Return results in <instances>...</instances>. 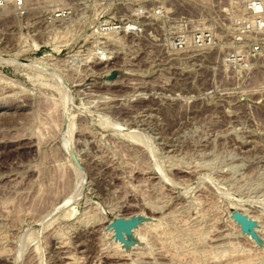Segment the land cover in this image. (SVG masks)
<instances>
[{"label": "rangeland", "instance_id": "rangeland-1", "mask_svg": "<svg viewBox=\"0 0 264 264\" xmlns=\"http://www.w3.org/2000/svg\"><path fill=\"white\" fill-rule=\"evenodd\" d=\"M243 1L0 5V264H264V25L233 21ZM98 14L140 28L104 59Z\"/></svg>", "mask_w": 264, "mask_h": 264}, {"label": "built area", "instance_id": "built-area-1", "mask_svg": "<svg viewBox=\"0 0 264 264\" xmlns=\"http://www.w3.org/2000/svg\"><path fill=\"white\" fill-rule=\"evenodd\" d=\"M40 7L43 9V20L48 23H53L54 19H61L66 13L65 7L61 4H55L50 6L51 3H56L57 0H37ZM4 3L11 4L16 10L23 12L25 10V0H0V5ZM103 3H100L102 5ZM92 8L102 7L97 6L95 3H90ZM243 14L233 18V21H239L240 27L251 26L257 29L263 27L264 23V3L262 0H244L241 4ZM152 14H160V7H154L150 9ZM105 15L98 14L97 18L92 22L90 27V46L85 48L86 53H90L93 56L104 59V55L107 50V37L114 33H126L132 34L136 31H140L139 25L135 21H116L115 19L107 18L101 19ZM248 21H251L248 23ZM208 38L207 32H199L195 34L197 42H202ZM176 44L181 47L182 42L177 39ZM257 49L256 45L252 48V51Z\"/></svg>", "mask_w": 264, "mask_h": 264}, {"label": "water", "instance_id": "water-1", "mask_svg": "<svg viewBox=\"0 0 264 264\" xmlns=\"http://www.w3.org/2000/svg\"><path fill=\"white\" fill-rule=\"evenodd\" d=\"M232 216L234 217V219H236L238 221V223L240 224V226L242 228H246L248 226H250L251 221H248V219H246V217L244 215H241L239 212L234 211L232 213ZM127 226H124V228Z\"/></svg>", "mask_w": 264, "mask_h": 264}, {"label": "bare ground", "instance_id": "bare-ground-1", "mask_svg": "<svg viewBox=\"0 0 264 264\" xmlns=\"http://www.w3.org/2000/svg\"><path fill=\"white\" fill-rule=\"evenodd\" d=\"M34 64V63H33ZM241 214V213H240ZM241 215H243V214H241ZM245 216V215H244ZM233 217V216H232ZM246 217V216H245ZM234 218V217H233ZM246 219H248V221H250V219L249 218H247L246 217ZM126 220H128V219H117L116 221H114L113 222V225L115 226V227H118V228H120V227H124V226H126V224L128 225V223L130 222H128V221H126ZM131 220V219H130ZM236 220V219H235ZM237 221V220H236ZM235 222V221H234ZM238 222V221H237ZM236 222V223H237Z\"/></svg>", "mask_w": 264, "mask_h": 264}]
</instances>
